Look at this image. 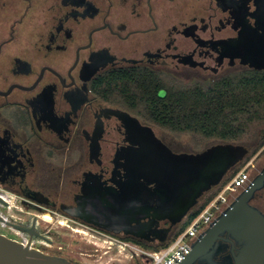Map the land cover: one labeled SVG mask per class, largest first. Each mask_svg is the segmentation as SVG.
Segmentation results:
<instances>
[{
  "label": "flooded vegetation",
  "instance_id": "1",
  "mask_svg": "<svg viewBox=\"0 0 264 264\" xmlns=\"http://www.w3.org/2000/svg\"><path fill=\"white\" fill-rule=\"evenodd\" d=\"M263 2L0 0V189L85 228L159 244L161 235L144 227L141 238L125 232L123 212L119 221H106L110 230L85 221L111 218L130 199H143L139 150L151 144L145 126L173 152H188L173 148L145 118V78L152 92L160 78L187 85L264 73ZM263 151L213 222L262 172ZM216 187L203 191L182 221ZM246 202L264 215V180ZM243 235L229 222L221 225L189 264H264V246L250 248Z\"/></svg>",
  "mask_w": 264,
  "mask_h": 264
},
{
  "label": "water",
  "instance_id": "2",
  "mask_svg": "<svg viewBox=\"0 0 264 264\" xmlns=\"http://www.w3.org/2000/svg\"><path fill=\"white\" fill-rule=\"evenodd\" d=\"M144 128L151 144H145L139 150L145 179L140 183L144 191L143 199L139 198V202L136 199L134 203L130 199L126 205H123V210L116 209L111 218L102 217V221L93 219H85V221L110 230L113 227L107 225L106 221H119L123 212L127 215L123 220L125 232L141 238L143 237L141 230L144 227L150 234H160L158 243L163 244L168 240V233L172 227L182 221L187 211L197 203L202 192L217 186L228 170L243 160L249 150L240 143L218 142L198 152L176 153L157 138L149 127ZM263 180L264 168L236 197L226 209L227 212L221 213L216 221L192 242L190 252L179 264H189L193 261L206 243L209 234L227 222L234 231H242L250 248L264 246V215L246 202L252 190L259 187ZM152 183H155L154 187L150 185ZM162 219H167L169 225L159 228L158 222ZM0 220L4 219L0 216ZM4 222L27 231L30 237L34 233L32 226L26 227L6 220ZM114 232L118 230L114 229ZM0 264L74 263L63 256L46 253L0 233Z\"/></svg>",
  "mask_w": 264,
  "mask_h": 264
},
{
  "label": "trees",
  "instance_id": "3",
  "mask_svg": "<svg viewBox=\"0 0 264 264\" xmlns=\"http://www.w3.org/2000/svg\"><path fill=\"white\" fill-rule=\"evenodd\" d=\"M159 81L152 92L147 90L149 84L144 83L143 113L153 125L175 135L189 134L199 143L240 142L256 135L257 141L247 158L264 145V73L233 74L208 83L194 81L187 85L165 83L162 78ZM161 88L165 91L158 94ZM218 190L219 186L205 196L169 239L179 235ZM121 239L138 242L131 237ZM161 246L144 245L147 249Z\"/></svg>",
  "mask_w": 264,
  "mask_h": 264
},
{
  "label": "rangeland",
  "instance_id": "4",
  "mask_svg": "<svg viewBox=\"0 0 264 264\" xmlns=\"http://www.w3.org/2000/svg\"><path fill=\"white\" fill-rule=\"evenodd\" d=\"M156 131L173 148L188 152L201 151L211 144L220 142L209 140L199 143L189 134L174 136L158 126H156ZM256 141L257 136L254 135L248 140L233 143L246 146L249 154ZM257 151L249 158H247V154L239 162L238 168L246 167L249 161L255 157ZM259 157L260 161L264 160V151L260 153ZM6 197L5 194L0 193V212L2 213L0 216L4 219L0 220V233L10 238L22 240L24 243L26 242V244L37 248L47 247L46 249L43 248L47 253L54 252L72 257L78 264H148L147 257L140 250L147 249L144 245L151 244L131 240H124L125 244L116 240L111 242L105 237L102 238L100 235L90 232L82 224L60 215L50 214V212L43 209H36L18 199L9 202ZM5 220L27 225L26 227L32 226L34 230L37 229L45 235L46 239L37 234L30 237L27 231L7 225L4 222ZM118 238L124 237L118 236ZM41 241L44 243H41ZM48 244L51 245L48 246Z\"/></svg>",
  "mask_w": 264,
  "mask_h": 264
},
{
  "label": "built area",
  "instance_id": "5",
  "mask_svg": "<svg viewBox=\"0 0 264 264\" xmlns=\"http://www.w3.org/2000/svg\"><path fill=\"white\" fill-rule=\"evenodd\" d=\"M248 179L249 171L246 166L237 171L230 180L223 183L221 182L217 185V187L219 186V190L216 195L191 219L190 223L179 235L173 239L168 238V240L163 243V246L158 249H141L140 252L147 257L148 264H179L190 252L192 242L196 235L211 225L215 216L221 212L222 208L227 203L230 194L237 189L243 188ZM0 193L5 194L9 202L13 201L6 191L0 189ZM0 215H2L1 212ZM87 230L100 235L102 238L105 237L111 242L116 240L125 244L123 239L109 235L104 231L93 228H87ZM19 241L24 243L22 240ZM24 244H26V242Z\"/></svg>",
  "mask_w": 264,
  "mask_h": 264
}]
</instances>
